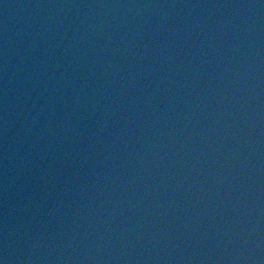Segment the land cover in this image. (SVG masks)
I'll return each instance as SVG.
<instances>
[{"label":"water","instance_id":"obj_1","mask_svg":"<svg viewBox=\"0 0 264 264\" xmlns=\"http://www.w3.org/2000/svg\"><path fill=\"white\" fill-rule=\"evenodd\" d=\"M0 264H264V0H0Z\"/></svg>","mask_w":264,"mask_h":264}]
</instances>
